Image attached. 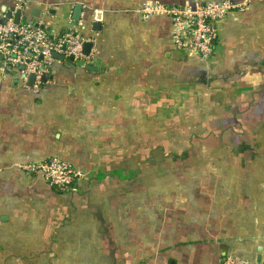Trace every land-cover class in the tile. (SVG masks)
I'll use <instances>...</instances> for the list:
<instances>
[{
  "label": "crops",
  "instance_id": "obj_1",
  "mask_svg": "<svg viewBox=\"0 0 264 264\" xmlns=\"http://www.w3.org/2000/svg\"><path fill=\"white\" fill-rule=\"evenodd\" d=\"M243 1L0 0L91 45L37 91L0 59V264L264 263V0L225 14L208 61L138 13ZM51 159L84 175L72 191L19 169Z\"/></svg>",
  "mask_w": 264,
  "mask_h": 264
},
{
  "label": "built area",
  "instance_id": "obj_2",
  "mask_svg": "<svg viewBox=\"0 0 264 264\" xmlns=\"http://www.w3.org/2000/svg\"><path fill=\"white\" fill-rule=\"evenodd\" d=\"M251 0L240 4L196 2L191 6L167 7L158 3H144L138 10L143 19L149 17H168L173 26V45L201 61L213 57L218 39L217 25L226 13L244 9ZM93 21L101 22L102 14L93 12ZM86 42L79 36L77 29L70 28L64 34L49 36L36 25L29 22L15 23L11 18L0 17V57L3 71L16 70L23 78L24 85L33 76L31 89L37 91L42 78L50 65L56 61L52 54L72 58L77 65H85L89 59L83 54ZM25 174H39L51 184L68 189L83 178L74 168L51 159L38 164L19 167ZM224 264H247L242 260H226Z\"/></svg>",
  "mask_w": 264,
  "mask_h": 264
},
{
  "label": "water",
  "instance_id": "obj_3",
  "mask_svg": "<svg viewBox=\"0 0 264 264\" xmlns=\"http://www.w3.org/2000/svg\"><path fill=\"white\" fill-rule=\"evenodd\" d=\"M80 11H81V6L80 5H75V7H74V9H73V19L75 20V21H77L78 19H79V14H80ZM18 17H19V11H16V13H15V17H14V19H13V21L15 22V23H18ZM7 18H11V15L10 14H8L7 15ZM37 26V25H36ZM94 27L97 29V28H99V24H95L94 25ZM40 28H42V26H40ZM91 47V45L89 44V43H85L84 45H83V54L84 55H88V50H89V48ZM52 57L54 58V59H56V60H60V61H63L64 59H65V57L63 56V55H60V54H52ZM0 59H1V57H0ZM69 61H71L72 62V58L71 57H69V58H67ZM33 79H34V77L33 76H30L29 77V82H30V84L32 83L33 84ZM45 79H46V75H44L43 76V78H42V81L43 82H45ZM264 264V263H263Z\"/></svg>",
  "mask_w": 264,
  "mask_h": 264
},
{
  "label": "trees",
  "instance_id": "obj_4",
  "mask_svg": "<svg viewBox=\"0 0 264 264\" xmlns=\"http://www.w3.org/2000/svg\"><path fill=\"white\" fill-rule=\"evenodd\" d=\"M66 32V31H65ZM64 31H62V32H60L59 34L60 35H62V34H64L65 33ZM214 55V54H213ZM42 84L43 83H41V86H42ZM152 139H154V137H149V140H148V142H153V140ZM219 153V152H218ZM218 153H216V154H213V156H210L211 157V159H218L219 158V155L221 156L220 158H224V153H220V154H218ZM59 162H62V161H59ZM73 168V167H72ZM76 170V169H75ZM50 185V184H49ZM51 186V188L54 190V191H57V192H66V191H71L72 189H73V187H71V188H68V189H64V188H62V187H59V186H56V185H54V184H51L50 185Z\"/></svg>",
  "mask_w": 264,
  "mask_h": 264
},
{
  "label": "flooded vegetation",
  "instance_id": "obj_5",
  "mask_svg": "<svg viewBox=\"0 0 264 264\" xmlns=\"http://www.w3.org/2000/svg\"><path fill=\"white\" fill-rule=\"evenodd\" d=\"M72 191V190H71Z\"/></svg>",
  "mask_w": 264,
  "mask_h": 264
}]
</instances>
